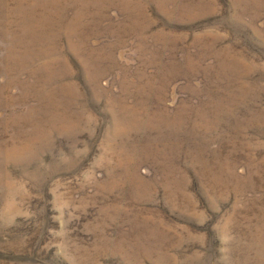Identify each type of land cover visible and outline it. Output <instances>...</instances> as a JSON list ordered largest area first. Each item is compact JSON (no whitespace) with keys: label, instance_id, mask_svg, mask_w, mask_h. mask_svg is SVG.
<instances>
[{"label":"rangeland","instance_id":"obj_1","mask_svg":"<svg viewBox=\"0 0 264 264\" xmlns=\"http://www.w3.org/2000/svg\"><path fill=\"white\" fill-rule=\"evenodd\" d=\"M0 264H264V0H0Z\"/></svg>","mask_w":264,"mask_h":264}]
</instances>
